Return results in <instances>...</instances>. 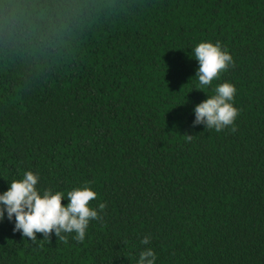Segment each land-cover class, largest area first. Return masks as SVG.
Here are the masks:
<instances>
[{
    "label": "trees",
    "instance_id": "16d2710c",
    "mask_svg": "<svg viewBox=\"0 0 264 264\" xmlns=\"http://www.w3.org/2000/svg\"><path fill=\"white\" fill-rule=\"evenodd\" d=\"M204 41L235 67L201 89ZM224 82L237 130L193 127ZM26 171L64 205L90 187L102 218L83 242H33L5 213L0 264H138L149 247L155 264H264V0H0V194Z\"/></svg>",
    "mask_w": 264,
    "mask_h": 264
},
{
    "label": "clouds",
    "instance_id": "9594fccd",
    "mask_svg": "<svg viewBox=\"0 0 264 264\" xmlns=\"http://www.w3.org/2000/svg\"><path fill=\"white\" fill-rule=\"evenodd\" d=\"M192 52L199 64L194 77L198 78L201 89L219 79L229 67H235L232 55L222 48L219 41L200 42ZM236 92L232 83L218 84L214 95L206 94L207 99L195 106L192 126L203 125L204 129H214L218 133L232 126L231 130L235 132V121L239 115V109L233 104ZM183 135L188 141L194 136ZM39 179L37 174L26 171L22 179L9 183L8 189L0 194V221L5 219L6 213L9 221L14 219L13 232H20L22 238L29 241H36L37 233L50 240L54 233L57 238L67 242V237L62 233H75L74 239L83 242L90 221L102 218L97 209L89 206V202L97 198V193L87 186L74 188L67 192L68 203L64 205V193L53 192L52 189H45L41 193L37 187ZM105 207L104 203L99 205L100 210ZM141 243L148 245L150 237H144ZM155 261L156 254L150 247L140 252L138 264H155Z\"/></svg>",
    "mask_w": 264,
    "mask_h": 264
}]
</instances>
